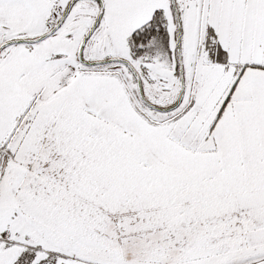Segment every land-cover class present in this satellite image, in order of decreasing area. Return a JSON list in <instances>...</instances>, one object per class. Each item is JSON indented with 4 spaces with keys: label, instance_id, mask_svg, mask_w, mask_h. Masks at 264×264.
Masks as SVG:
<instances>
[{
    "label": "snow or ice",
    "instance_id": "1",
    "mask_svg": "<svg viewBox=\"0 0 264 264\" xmlns=\"http://www.w3.org/2000/svg\"><path fill=\"white\" fill-rule=\"evenodd\" d=\"M0 264H264V0H0Z\"/></svg>",
    "mask_w": 264,
    "mask_h": 264
}]
</instances>
